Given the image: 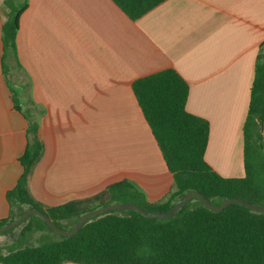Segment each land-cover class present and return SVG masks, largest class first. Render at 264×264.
<instances>
[{
  "label": "crops",
  "instance_id": "1",
  "mask_svg": "<svg viewBox=\"0 0 264 264\" xmlns=\"http://www.w3.org/2000/svg\"><path fill=\"white\" fill-rule=\"evenodd\" d=\"M7 18L0 0V219L9 214L5 193L22 173L27 142L9 86L22 107L42 112L44 150L29 188L46 205L122 180L150 202L166 195L172 175L132 91L134 80L165 69L186 82L187 112L209 124L205 161L221 176L244 175L242 126L264 44V0H164L136 20L111 0H28L16 58L6 59L24 79L18 85L1 62Z\"/></svg>",
  "mask_w": 264,
  "mask_h": 264
},
{
  "label": "trees",
  "instance_id": "2",
  "mask_svg": "<svg viewBox=\"0 0 264 264\" xmlns=\"http://www.w3.org/2000/svg\"><path fill=\"white\" fill-rule=\"evenodd\" d=\"M111 1L136 20L164 0ZM4 3L8 18L1 28V62L7 73L10 66L6 59L16 58L19 17L28 0ZM9 90L13 108L27 120V142L18 158L22 173L5 193L9 214L0 219V227L36 209L57 227L69 231L81 216L105 206L131 203L163 213L191 192L201 194L213 206L232 198L264 205V44L259 47L242 126L244 175L239 178L221 176L205 161L209 124L185 109L188 86L175 70H161L133 81L137 104L173 179L171 189L155 202L148 201L143 190L129 180L57 206L37 200L29 180L44 150L38 136V116L42 112L22 107L19 92L12 86ZM19 226L16 239L0 246V264H264V212L240 204H229L215 212L192 198L169 218L111 210L89 218L69 237L52 231L38 215H29L0 235ZM42 231L59 238L32 244L33 235Z\"/></svg>",
  "mask_w": 264,
  "mask_h": 264
},
{
  "label": "water",
  "instance_id": "3",
  "mask_svg": "<svg viewBox=\"0 0 264 264\" xmlns=\"http://www.w3.org/2000/svg\"><path fill=\"white\" fill-rule=\"evenodd\" d=\"M192 198L199 199L207 208H209L210 210L215 211V212L223 210L229 204H240V205H243V206H245L249 209H252L254 211L264 212V205L249 203L247 201H244L241 199H234V198L226 199L220 205L213 206L209 202H207V200L201 194H199L197 192H191L189 194H186L182 198V200H180L172 209H170L167 212H163V213L146 211V210L142 209L141 207H138L137 205L131 204V203H119V204H113V205L105 206V207L93 210V211L86 213L83 216H81L78 219V221L75 223L73 228L69 231L62 230L59 227H57L56 225H54L49 220V218L46 215H44L42 212H40L39 210L29 209V210L25 211L23 214H21L18 218H16L11 223H8L7 225L0 227V232L7 231V230L13 228L14 226H16L18 223H20L24 218H26L29 215H38L39 217H41L43 219V221L50 227V229L52 231H54L55 233H57L63 237H69V236L74 235L79 230V228L83 225V223L86 220H88L89 218H91L93 216H97V215L105 213V212H108V211H111V210H119V211L134 210V211H136V212H138V213H140L146 217L169 218V217L173 216L180 208H182Z\"/></svg>",
  "mask_w": 264,
  "mask_h": 264
},
{
  "label": "rangeland",
  "instance_id": "4",
  "mask_svg": "<svg viewBox=\"0 0 264 264\" xmlns=\"http://www.w3.org/2000/svg\"><path fill=\"white\" fill-rule=\"evenodd\" d=\"M9 61H11V60H8L6 62L7 65H9ZM12 65L10 66V68L13 67ZM7 76L9 78V80L11 81V83L14 84V85H18V84H20L24 80L21 77V74L19 73V71L15 70V69L13 71H11V72L9 71L8 74H7ZM19 230H20V226L14 228L8 234L0 235V239H2V238L5 239L4 242L0 243V246L6 245V243H8V242H12L17 237ZM55 238H59V237L56 236L55 234L49 232V231L38 232V233H35L33 235L32 244H40V243H43V242H48V241L54 240Z\"/></svg>",
  "mask_w": 264,
  "mask_h": 264
}]
</instances>
